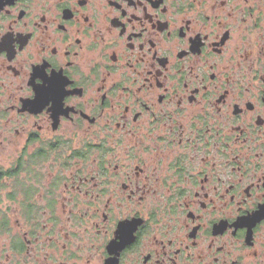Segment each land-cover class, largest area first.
<instances>
[{
	"label": "flooded vegetation",
	"instance_id": "flooded-vegetation-1",
	"mask_svg": "<svg viewBox=\"0 0 264 264\" xmlns=\"http://www.w3.org/2000/svg\"><path fill=\"white\" fill-rule=\"evenodd\" d=\"M0 264H264V0H0Z\"/></svg>",
	"mask_w": 264,
	"mask_h": 264
}]
</instances>
